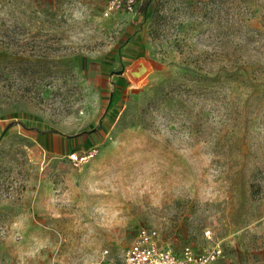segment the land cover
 Returning a JSON list of instances; mask_svg holds the SVG:
<instances>
[{
  "label": "rangeland",
  "instance_id": "374dc122",
  "mask_svg": "<svg viewBox=\"0 0 264 264\" xmlns=\"http://www.w3.org/2000/svg\"><path fill=\"white\" fill-rule=\"evenodd\" d=\"M107 6L0 0V264H264V0Z\"/></svg>",
  "mask_w": 264,
  "mask_h": 264
},
{
  "label": "built area",
  "instance_id": "2783aa9c",
  "mask_svg": "<svg viewBox=\"0 0 264 264\" xmlns=\"http://www.w3.org/2000/svg\"><path fill=\"white\" fill-rule=\"evenodd\" d=\"M135 3L136 0H108L107 13L114 10L132 12ZM96 152V147H93L83 155L74 154L71 158L75 165H79L94 156ZM105 252L107 253V250ZM221 252L220 245L215 244L203 252H195L187 246L180 254H177L159 243L156 229L141 227L127 248L120 264H217Z\"/></svg>",
  "mask_w": 264,
  "mask_h": 264
},
{
  "label": "crops",
  "instance_id": "0c3cea01",
  "mask_svg": "<svg viewBox=\"0 0 264 264\" xmlns=\"http://www.w3.org/2000/svg\"><path fill=\"white\" fill-rule=\"evenodd\" d=\"M139 68L141 71H146L148 70V66L145 62H141L140 65H139ZM0 131H2V125H0Z\"/></svg>",
  "mask_w": 264,
  "mask_h": 264
}]
</instances>
